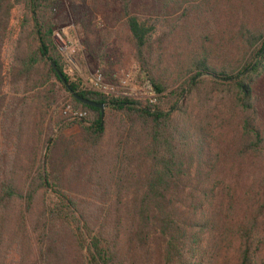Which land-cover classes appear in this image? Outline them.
<instances>
[{
  "label": "trees",
  "instance_id": "16d2710c",
  "mask_svg": "<svg viewBox=\"0 0 264 264\" xmlns=\"http://www.w3.org/2000/svg\"><path fill=\"white\" fill-rule=\"evenodd\" d=\"M66 2L93 34L89 57L105 62L123 32L159 95L81 88L54 38L64 0H0V135L16 146L0 148V256L14 247L17 264H264V0ZM40 61L48 73L34 80ZM8 83L41 87L46 109L69 92L86 111L77 136L48 132L42 161L30 152L23 162L32 105L6 101Z\"/></svg>",
  "mask_w": 264,
  "mask_h": 264
},
{
  "label": "rangeland",
  "instance_id": "374dc122",
  "mask_svg": "<svg viewBox=\"0 0 264 264\" xmlns=\"http://www.w3.org/2000/svg\"><path fill=\"white\" fill-rule=\"evenodd\" d=\"M64 3L67 10V13L65 14L67 20L64 23H60L55 27L54 34L58 33L61 38V42L63 43V45H61L60 42L55 38L59 50L64 56L65 72L68 74V76L72 77L74 80H77L79 82V86L83 89L88 88L90 86L91 74L96 69L102 70L104 78L108 82L114 80L113 73L121 72L122 70L126 69H130L132 72H136L138 79H145L142 75H140L138 63L132 55L129 44L122 39V37H124L123 32L120 33V40L115 37L111 39V41L114 43V45L116 44V46L110 48L109 51L106 52L105 62H101L99 58L89 57V55L87 54L88 51H86L89 50L87 47V43L89 42L88 38L92 37L93 34L88 33L87 35L83 31L81 24H79L75 20L71 11L68 10L69 3H67L66 0H64ZM23 9V5H20V15L23 13ZM58 14L59 12L57 13V16ZM90 22L94 28L103 26L101 12H94V16L91 17ZM28 28L29 27H27V29ZM14 44L15 39L12 37L9 41L7 51L10 62L13 56L12 51ZM36 72V74L33 73L32 78L34 80L46 76V74L48 73V66L44 61H40ZM111 77L113 80H111ZM43 86L46 85L43 84ZM7 88L8 89L6 92V101H10L13 104H15V102H18L17 104L18 106H20L21 99L19 97H24V99H27L32 105V113L26 119V123L23 126L22 140L20 141V148L18 149L20 150V155L23 158V162L26 161V157L30 155V152H34L36 164L42 161V156L46 151L44 148V138L47 135L46 133L48 132L51 133V135L53 136L59 134H62L65 137L77 136L79 132V126L76 120L70 119L68 114L63 112V107L66 103H70L72 105L69 92L64 89H60L56 100L48 109H46L43 106L44 100L37 99L36 95H34L37 91L39 92V90H42L41 87L28 92H16L14 89L15 87L8 83ZM28 95L34 96L32 98H26ZM184 101V98L181 97L178 100V103H184ZM44 111L45 113L41 114ZM64 117L65 119H60ZM110 141L111 140H109V138L106 136V139L104 141L105 150H108ZM3 146L8 148L10 154H13V150H16L14 140L11 141L10 144L6 145L4 136L1 134L0 148H2ZM18 175L20 178L19 186L21 188H24L26 186V183L24 182L26 175L25 171H20ZM40 192H42V190ZM75 195L77 194L75 193ZM39 199L40 197H38L37 205L39 203ZM16 209H18V206L16 207ZM16 209L14 210L16 211ZM4 242H6V240ZM6 243H8V241ZM1 251V259L2 256H5L4 264H17L20 261L22 253L18 251V249L13 247L7 249L6 251H4L3 249ZM34 254L35 249L34 247H32V252L29 253L28 256L31 258L34 257ZM27 263V259L23 261V264Z\"/></svg>",
  "mask_w": 264,
  "mask_h": 264
},
{
  "label": "built area",
  "instance_id": "2783aa9c",
  "mask_svg": "<svg viewBox=\"0 0 264 264\" xmlns=\"http://www.w3.org/2000/svg\"><path fill=\"white\" fill-rule=\"evenodd\" d=\"M61 45L59 34H54ZM113 81H106L102 70L96 69L90 78V86L85 90L98 91L107 95L128 96L142 102L154 103L157 99L151 82L147 79L140 80L137 78L136 72L130 69L122 70L121 72L113 73ZM63 112L68 114L70 119H80L85 116L86 111L74 108L70 103H66L63 107Z\"/></svg>",
  "mask_w": 264,
  "mask_h": 264
},
{
  "label": "water",
  "instance_id": "95a60500",
  "mask_svg": "<svg viewBox=\"0 0 264 264\" xmlns=\"http://www.w3.org/2000/svg\"><path fill=\"white\" fill-rule=\"evenodd\" d=\"M72 95H73L77 100H79V101H81V102H83V103H85V104H87V105H91V106H95V107H99V108H101L102 111H104V109H105V107H106L104 103H97V102H95V101H93V100H90V99H87V98H85V97H82V96L78 95V94L75 93V92H72Z\"/></svg>",
  "mask_w": 264,
  "mask_h": 264
}]
</instances>
